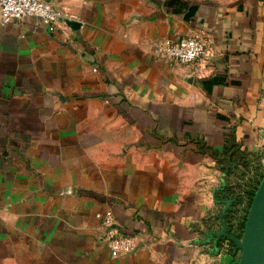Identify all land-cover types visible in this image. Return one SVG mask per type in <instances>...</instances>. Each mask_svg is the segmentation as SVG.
I'll list each match as a JSON object with an SVG mask.
<instances>
[{
  "label": "crops",
  "instance_id": "obj_1",
  "mask_svg": "<svg viewBox=\"0 0 264 264\" xmlns=\"http://www.w3.org/2000/svg\"><path fill=\"white\" fill-rule=\"evenodd\" d=\"M47 1L79 28L0 25V264H238L210 233L225 160L264 161V0ZM186 35L210 57L155 55ZM107 211L134 252L111 255Z\"/></svg>",
  "mask_w": 264,
  "mask_h": 264
},
{
  "label": "built area",
  "instance_id": "obj_2",
  "mask_svg": "<svg viewBox=\"0 0 264 264\" xmlns=\"http://www.w3.org/2000/svg\"><path fill=\"white\" fill-rule=\"evenodd\" d=\"M27 17L40 20L50 32L56 31L61 23L71 28L67 21L76 20L73 14L66 12L65 7L59 9L47 0H0V25ZM154 52L158 57L167 60L194 63L210 57L211 44L205 35L164 38L156 43ZM102 217L104 241L113 257L132 253L138 248L136 235L123 232L112 211H107Z\"/></svg>",
  "mask_w": 264,
  "mask_h": 264
},
{
  "label": "rangeland",
  "instance_id": "obj_3",
  "mask_svg": "<svg viewBox=\"0 0 264 264\" xmlns=\"http://www.w3.org/2000/svg\"><path fill=\"white\" fill-rule=\"evenodd\" d=\"M233 155L234 159L230 158L224 163V193L225 197L231 200L229 231L233 233L234 229L236 234L242 236L254 193L264 176V161L260 153L253 151H236Z\"/></svg>",
  "mask_w": 264,
  "mask_h": 264
},
{
  "label": "water",
  "instance_id": "obj_4",
  "mask_svg": "<svg viewBox=\"0 0 264 264\" xmlns=\"http://www.w3.org/2000/svg\"><path fill=\"white\" fill-rule=\"evenodd\" d=\"M67 23L73 29L80 26V23L76 20H68ZM225 202L226 207L221 218L223 228L221 231L213 230L210 234L216 235L218 239L224 236L237 244L241 250L238 264H264V176L254 195L241 237L229 231L224 216L231 201L227 200Z\"/></svg>",
  "mask_w": 264,
  "mask_h": 264
},
{
  "label": "trees",
  "instance_id": "obj_5",
  "mask_svg": "<svg viewBox=\"0 0 264 264\" xmlns=\"http://www.w3.org/2000/svg\"><path fill=\"white\" fill-rule=\"evenodd\" d=\"M256 190H257V189H256ZM256 190H255V191H256ZM254 194H255V193H254ZM226 215L229 216V211H228V214H226ZM228 216H227V221L230 222V220L228 219Z\"/></svg>",
  "mask_w": 264,
  "mask_h": 264
}]
</instances>
